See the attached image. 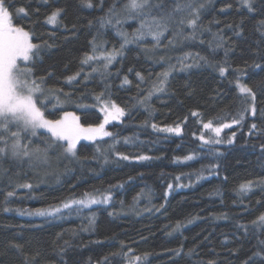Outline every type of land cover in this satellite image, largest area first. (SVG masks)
<instances>
[{
    "label": "trees",
    "instance_id": "trees-1",
    "mask_svg": "<svg viewBox=\"0 0 264 264\" xmlns=\"http://www.w3.org/2000/svg\"><path fill=\"white\" fill-rule=\"evenodd\" d=\"M8 2L13 25L24 27L40 46L29 63L36 78L45 77L46 118L59 119L67 111L85 127L98 125L104 114L95 96L101 92L126 115L105 126L112 136L80 141L75 158L65 154V142H55L45 131L22 139L30 157L0 158V264H245L264 247V227L252 224L264 214V58L254 54L264 55L260 0L252 13L241 0H197L206 8L195 32L185 26L179 35L180 27L172 24L158 44L151 36L133 37L140 26L134 19L100 23L113 5L119 18L127 0H104L103 8L100 0H92V8L81 0ZM163 2L166 9L175 5V0ZM20 7L26 16L16 12ZM57 8L64 10L60 25L46 24ZM181 17L187 19V13L176 19ZM121 33L132 41L123 49ZM221 37L226 43L217 47ZM94 38L100 45L95 52ZM114 49L120 54L106 68L102 58L82 64L86 55L100 57ZM226 50L229 70L221 76L217 65H223ZM165 72L164 91L153 92ZM237 77L256 93L257 113L223 129L220 144L204 145L198 139L203 123H231L251 102L239 92ZM152 124H180L182 132L157 131ZM141 155L151 159H135ZM248 181L251 191L240 194L239 186ZM85 194H111L112 199L63 208ZM54 207L61 211L52 216L16 211ZM254 264H264V253L254 257Z\"/></svg>",
    "mask_w": 264,
    "mask_h": 264
},
{
    "label": "snow or ice",
    "instance_id": "snow-or-ice-1",
    "mask_svg": "<svg viewBox=\"0 0 264 264\" xmlns=\"http://www.w3.org/2000/svg\"><path fill=\"white\" fill-rule=\"evenodd\" d=\"M243 6H245L249 13L255 12L257 8L256 0H241ZM81 3L88 8H92L94 5L92 0H81ZM104 0H100V7L103 8ZM260 4H264V0H260ZM12 7L8 0H0V158L11 154L13 158H23L30 157V152L28 151L27 145L22 144V139L27 137L29 134L43 135L45 130L46 133H50V139L55 138V142L66 141V147H64V152L67 155L75 158L77 156L76 147L77 143L81 138L86 140H96L97 137H109L112 133L105 130V126L109 124L110 121L119 120L121 117L126 115L125 109L118 106L114 101H110L105 98L103 92L95 96V101L101 105L100 111L104 114L103 121L98 125H89L84 127L80 124V118L72 112H63V115L59 119H48L45 116V111L48 110V104L50 101L47 96H45V77L36 78L34 76L33 68L30 63L34 57L39 55L40 46L32 42V35L29 31L25 30L24 27L14 26L12 22V14L9 9ZM206 8V3L197 2V0H175V5L171 9H166L163 0L159 3L154 2V0H127V3L123 5V11L126 18L129 19H139L140 26L133 33L135 39H143L145 36H151L154 41L159 43L164 32L168 31L169 26L172 24H177L181 31L179 35H183V27H189L195 32L198 27V21L200 20L201 11ZM63 9L57 8L53 10L50 14L46 16V24L58 26L61 23V16ZM18 14L27 15L26 9L20 7L16 9ZM187 13V19L181 17L179 20L176 19L178 14ZM21 16L20 18H23ZM116 19V23H120L118 14L116 12L115 5L109 7L105 17L101 18V24H111L113 19ZM66 27V26H65ZM229 27H232L229 25ZM237 35L243 34V28ZM261 27H264V20L261 21ZM75 28V25H73ZM123 37V43L121 44V49L132 42L128 38V34L121 33ZM264 36V32L261 33ZM187 38V37H186ZM194 38V36H193ZM93 45V52L97 50L100 46L97 44L95 38L91 42ZM226 42L223 38H220V43L217 47H223ZM259 47V46H258ZM120 54V50L114 49L111 53H101L100 57L95 55H86L82 64H87L89 61L96 59H104L107 63L104 65L106 68L112 63L117 55ZM228 51H225V61L223 65H217L221 76H224L228 70ZM256 56L264 58L259 50L254 53ZM199 59H205L200 57ZM207 62V61H206ZM194 65L185 64L184 67H192ZM247 66V62H245ZM255 67L261 68V64L256 63ZM264 70V69H262ZM97 71V69H93ZM236 72H240L241 69H235ZM79 76L76 73L73 76L67 77L69 82L75 80ZM137 76L143 80V76L137 73ZM168 73L165 72L161 74V78L158 79V83L153 86V92L164 91ZM124 83H130V81L125 78ZM236 86L241 94H247L250 98V103L247 104L242 111L234 117L231 123L219 122L214 123L213 120H208L202 124L203 129L198 139L204 145H216L220 144L221 140L218 139L221 132L225 128H231L234 124H240L246 119V114L250 113L255 116L257 113L256 109V93L253 89L246 84L240 82L239 77L236 79ZM54 90L49 89L48 92L52 93ZM62 92L63 90H58ZM151 92L149 96H151ZM57 99H59L57 97ZM86 107V106H85ZM193 116H196V112H192ZM154 130L175 133L180 135L182 128L180 124H176L174 127H163L158 128L156 124L151 125ZM256 124H252L251 128L256 129ZM206 133H211L214 135H206ZM235 135V133H233ZM228 143H232V139L228 140ZM264 148V145L261 146ZM37 151H40L37 149ZM117 155L123 160H129L130 157L117 153ZM45 159H47V152L45 151ZM137 160L145 161L150 160L149 156H137ZM185 160H191L192 156L184 157ZM107 162V158H106ZM216 166H213V170ZM179 179V178H177ZM20 187L31 188V184H23ZM253 187V182L248 181L239 186V193L246 194L251 191ZM169 189H172V185H168ZM14 193L9 192L8 196H12ZM85 199L72 200L65 202L63 204L64 209L71 208L72 204H79L83 206H90L92 204L108 203L112 197L111 194L103 196L102 199H97L95 197L88 196L85 194ZM11 209L5 208L4 211H10ZM21 215H37V216H52L60 213L61 209L59 207L43 210L36 209L33 212H26L17 209ZM111 215V213H110ZM94 223L90 221V224ZM253 226L264 227V214L259 216L257 220L252 222ZM179 227V225H178ZM244 227V226H241ZM67 243V242H65ZM264 244V241L261 242ZM13 247L20 249V245L13 244ZM63 252L64 249H61ZM181 250H178L175 254L179 255ZM191 251V250H190ZM264 253V247L260 248V251L253 253V256L249 257L245 264L252 262L254 264V257L261 256ZM147 253L144 254L143 258H147ZM142 257H134L135 261H141ZM27 264V262H26ZM132 264V261H129ZM208 264H215V261H209Z\"/></svg>",
    "mask_w": 264,
    "mask_h": 264
},
{
    "label": "rangeland",
    "instance_id": "rangeland-1",
    "mask_svg": "<svg viewBox=\"0 0 264 264\" xmlns=\"http://www.w3.org/2000/svg\"><path fill=\"white\" fill-rule=\"evenodd\" d=\"M119 19H120V23L121 22H123V21H130V20H133V19H129V18H126V16H125V13H124V11H122L121 12V15H120V17H119ZM135 21H139V24H140V20L139 19H135ZM115 25H116V22H115ZM122 31H124L125 32V30H122ZM136 31H134L133 33H135ZM111 122V121H110ZM83 126V125H82ZM85 127V126H84ZM41 131H45V130H41ZM80 141H89V140H86V139H83V138H81V140ZM79 141V142H80ZM62 142H65L66 144H67V142L66 141H62ZM78 142V143H79ZM77 143V144H78ZM88 196H91V197H95V198H97V199H102L103 198V196L104 195H98V194H88ZM86 197H84V198H82V199H85ZM80 200V199H79ZM54 208H56V207H54ZM60 208V207H59ZM45 210H49V209H45Z\"/></svg>",
    "mask_w": 264,
    "mask_h": 264
}]
</instances>
